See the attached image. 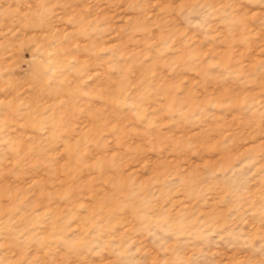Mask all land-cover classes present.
<instances>
[{
  "label": "rangeland",
  "instance_id": "374dc122",
  "mask_svg": "<svg viewBox=\"0 0 264 264\" xmlns=\"http://www.w3.org/2000/svg\"><path fill=\"white\" fill-rule=\"evenodd\" d=\"M0 264H264V0H0Z\"/></svg>",
  "mask_w": 264,
  "mask_h": 264
}]
</instances>
